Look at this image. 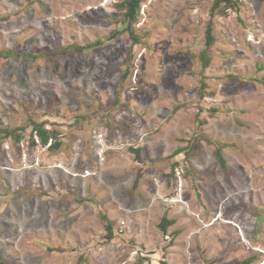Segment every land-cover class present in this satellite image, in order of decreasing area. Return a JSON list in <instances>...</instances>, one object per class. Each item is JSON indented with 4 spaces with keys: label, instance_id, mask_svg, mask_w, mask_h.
<instances>
[{
    "label": "rangeland",
    "instance_id": "obj_1",
    "mask_svg": "<svg viewBox=\"0 0 264 264\" xmlns=\"http://www.w3.org/2000/svg\"><path fill=\"white\" fill-rule=\"evenodd\" d=\"M125 2L0 0V264H264V0Z\"/></svg>",
    "mask_w": 264,
    "mask_h": 264
},
{
    "label": "trees",
    "instance_id": "obj_2",
    "mask_svg": "<svg viewBox=\"0 0 264 264\" xmlns=\"http://www.w3.org/2000/svg\"><path fill=\"white\" fill-rule=\"evenodd\" d=\"M229 1L230 0H226ZM139 3V0H126V2L122 5L121 3H118L117 6L118 7H124V14L125 16L133 19V14L135 12V9L137 8ZM222 10V9H221ZM210 15H214L212 12H210ZM209 15V16H210ZM222 15L225 16L226 13L222 10ZM210 19V18H209ZM208 24L211 26V22L208 20ZM212 41V36L210 34L209 29L206 30V35H205V43H207L208 45L211 43ZM78 50H80V48H78ZM32 132V136L36 137V139L38 140L39 143H41L42 145H45L47 143L48 140H50L51 142L48 143V147L50 148H54L55 146L58 145V143L55 141L54 138H51L52 134L51 132L47 131L44 126L42 124H38V125H34L31 129ZM5 134H8V131L4 132ZM35 141V139L31 140V144H33V142ZM137 153V151H135ZM162 224L160 225L162 228V231L165 230L167 224H169V221L166 220L164 217H162L161 219ZM244 264H246L244 262Z\"/></svg>",
    "mask_w": 264,
    "mask_h": 264
},
{
    "label": "bare ground",
    "instance_id": "obj_3",
    "mask_svg": "<svg viewBox=\"0 0 264 264\" xmlns=\"http://www.w3.org/2000/svg\"><path fill=\"white\" fill-rule=\"evenodd\" d=\"M76 15V14H75ZM50 17V16H49ZM62 20V19H61ZM63 22V21H62ZM65 23H66V21H65ZM44 24V23H43ZM64 26V25H63ZM9 32V31H8ZM87 45V44H86ZM52 51V50H51ZM90 90V89H89ZM219 92V91H218ZM179 105V104H178ZM101 138V137H100ZM114 154V153H113ZM43 163V162H42ZM7 168V167H6ZM47 193V192H46ZM190 215V214H189ZM191 217H192V215H191ZM190 222H193V220L192 221H190ZM194 224V223H193ZM10 225V224H9ZM20 227V226H19ZM18 227V228H19ZM1 228V227H0ZM230 235V234H229ZM17 236H19V235H17ZM231 243V242H230ZM18 264H19V262H18Z\"/></svg>",
    "mask_w": 264,
    "mask_h": 264
}]
</instances>
